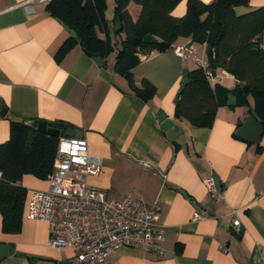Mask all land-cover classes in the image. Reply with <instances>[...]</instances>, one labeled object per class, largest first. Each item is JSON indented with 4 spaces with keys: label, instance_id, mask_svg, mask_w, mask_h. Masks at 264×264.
Segmentation results:
<instances>
[{
    "label": "crops",
    "instance_id": "1",
    "mask_svg": "<svg viewBox=\"0 0 264 264\" xmlns=\"http://www.w3.org/2000/svg\"><path fill=\"white\" fill-rule=\"evenodd\" d=\"M115 1L105 0L106 27L96 29L99 38L108 36L113 51L96 65L78 44L60 62L54 59L69 35L44 4L0 0V101L6 108L0 116V144L9 139L11 121L63 123L79 131L87 150L101 158L100 172L87 179L89 187L102 191L107 200L140 197L147 205L159 206L156 224L164 230L165 258L128 247L111 253L112 263L261 264L264 131L258 144L235 135L249 115L256 118L252 97L247 95L245 106H237V98L234 106H220L210 128L176 118L173 100L182 72L197 67L173 48L191 42L196 56L205 59V45L179 38L165 52L152 51L138 59L132 70L134 85L147 80L155 87L151 100L138 98L113 69L122 39L114 19ZM246 5L235 8L236 14L264 6V0H248ZM185 10L182 0L171 14L180 18ZM128 11L135 20L140 7L130 4ZM261 42L264 47V34ZM224 72L216 69L210 84L234 89L238 82ZM160 113L170 122L167 130ZM168 133L176 137L170 140ZM142 162L150 168L144 170ZM208 177L220 188V200L203 183ZM20 184L27 192L47 188L46 178L30 175ZM196 209L205 219L192 221ZM231 211H237L240 220L238 234L230 230ZM48 240L46 223L24 215L19 233L4 234L0 229L1 244L12 251L0 264H67L74 251L51 248Z\"/></svg>",
    "mask_w": 264,
    "mask_h": 264
},
{
    "label": "trees",
    "instance_id": "2",
    "mask_svg": "<svg viewBox=\"0 0 264 264\" xmlns=\"http://www.w3.org/2000/svg\"><path fill=\"white\" fill-rule=\"evenodd\" d=\"M182 0H116L114 19L118 23L117 35H122L113 69L120 74L132 91L143 101L155 94V87L147 80L134 85L132 70L140 60L139 55L152 51L165 52L179 38H190L194 43L205 45V61L212 74L222 69L237 82H243L229 90L221 84L213 86L197 66L188 71V82L179 94L174 116L185 119L197 128H210L217 110L226 104L227 95L234 94L237 106L253 100L256 119L264 126V6L237 15L235 8L245 7L248 0H185L186 10L175 18L172 11ZM140 7L134 20L128 6ZM46 11L62 24L73 30L92 55L107 57L113 51L105 35L98 37L96 29L106 27L105 0H51ZM157 39L156 44H145V36ZM77 43L70 38L61 44L54 59L60 62ZM214 76V74H213ZM9 139L0 144V216L1 231L17 234L21 229L22 216L28 192L20 182L25 175L45 179L51 173L59 138L39 133L23 121H11Z\"/></svg>",
    "mask_w": 264,
    "mask_h": 264
},
{
    "label": "built area",
    "instance_id": "3",
    "mask_svg": "<svg viewBox=\"0 0 264 264\" xmlns=\"http://www.w3.org/2000/svg\"><path fill=\"white\" fill-rule=\"evenodd\" d=\"M50 1L26 3L46 5ZM173 51L181 59H192L207 80L213 78L207 62L196 56L193 47L175 46ZM139 58L146 59L147 55ZM87 149L84 137H59L53 169L46 177L47 188L28 191L25 217L46 223L49 247L74 251L67 264H115L109 261L111 253L128 247L165 258L164 230L156 224L159 206L147 205L140 197L107 200L102 191L89 187L88 177L100 172L102 162ZM140 166L150 168L146 162ZM203 183L215 200L222 198L213 177ZM230 216L231 232L240 233L237 211H231ZM203 219L205 214L196 209L192 221ZM259 257L264 264V244L259 248Z\"/></svg>",
    "mask_w": 264,
    "mask_h": 264
},
{
    "label": "water",
    "instance_id": "4",
    "mask_svg": "<svg viewBox=\"0 0 264 264\" xmlns=\"http://www.w3.org/2000/svg\"><path fill=\"white\" fill-rule=\"evenodd\" d=\"M57 21L61 23L60 20L57 19ZM63 28L68 32V35L70 38H72L75 43L78 44V46L80 47V49H84L83 44L79 41L78 37L76 36L75 32L71 29H69L68 26L62 24ZM143 42L145 44H156L157 39L151 35H147L144 37ZM191 45V42L188 46L189 47ZM85 52V51H84ZM86 55L92 57L93 61L96 63V65H100L102 62V57L99 55H92L90 53L85 52ZM188 71L184 70L182 72V77L180 80V86L178 88L177 94L175 95V98L173 100V103L176 104L178 102V98H179V94L182 92V90L184 89L185 85L188 82ZM225 75H228L226 72H224ZM237 85L241 88H243L245 86V84L243 82H238ZM226 105L227 106H234L236 105V96L234 94H228L227 95V101H226ZM6 113V108L4 107V105L2 104V102L0 101V116H5ZM159 118L160 122H163V128L165 130L170 128V122L166 120V117L160 113L159 115H157ZM29 126H31L32 128L34 127V129H36L39 133H45L54 137H68V138H72V137H81V133L79 131L74 130L73 128L64 125L63 123H48L46 121L43 120H34V121H30L27 123ZM264 126L256 119L254 118V116L249 115L243 125L241 127H239L236 130V137L247 142L250 144H258L260 142L261 136L263 134V130ZM168 137H170V140H173L176 135H169V133L167 134ZM218 186V185H217ZM12 251L9 250V248L4 245L1 244L0 242V260L7 257L8 255L12 254Z\"/></svg>",
    "mask_w": 264,
    "mask_h": 264
}]
</instances>
